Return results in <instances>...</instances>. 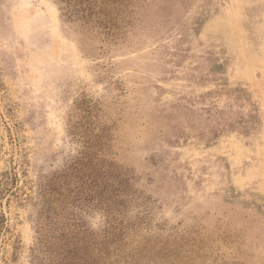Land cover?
Returning a JSON list of instances; mask_svg holds the SVG:
<instances>
[{"label":"rangeland","instance_id":"374dc122","mask_svg":"<svg viewBox=\"0 0 264 264\" xmlns=\"http://www.w3.org/2000/svg\"><path fill=\"white\" fill-rule=\"evenodd\" d=\"M126 5L0 0V264H264V0Z\"/></svg>","mask_w":264,"mask_h":264},{"label":"trees","instance_id":"16d2710c","mask_svg":"<svg viewBox=\"0 0 264 264\" xmlns=\"http://www.w3.org/2000/svg\"><path fill=\"white\" fill-rule=\"evenodd\" d=\"M57 1L62 5V11L66 19L88 25L105 36H113L123 22V10L127 7L126 4L132 0ZM110 247L113 248L112 251H109ZM77 249V247H74L73 257H79L76 252ZM125 249L126 246L123 241L117 239L111 241L107 246L104 260H101V255L96 254L90 259H86V255H82L83 258L73 262L74 264H100V261H109V264H130L131 254L126 252Z\"/></svg>","mask_w":264,"mask_h":264}]
</instances>
